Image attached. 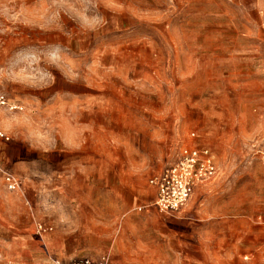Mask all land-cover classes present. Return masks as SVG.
I'll return each instance as SVG.
<instances>
[{
    "label": "rangeland",
    "instance_id": "rangeland-1",
    "mask_svg": "<svg viewBox=\"0 0 264 264\" xmlns=\"http://www.w3.org/2000/svg\"><path fill=\"white\" fill-rule=\"evenodd\" d=\"M0 95L24 107H0V167L20 183L0 180V225L50 232L46 162L96 140L132 157L141 196L127 227L104 232L103 212L100 245L69 264L163 257L165 235L189 242L190 228L148 219L151 179L194 147L219 175L164 216L195 224L207 264L264 258V0H0Z\"/></svg>",
    "mask_w": 264,
    "mask_h": 264
},
{
    "label": "crops",
    "instance_id": "crops-1",
    "mask_svg": "<svg viewBox=\"0 0 264 264\" xmlns=\"http://www.w3.org/2000/svg\"><path fill=\"white\" fill-rule=\"evenodd\" d=\"M100 147V142L95 140L92 151L80 150L73 156L62 155L61 158L58 155L54 157L53 154L46 162V191L51 198H46L45 220L46 225L51 227L48 228L50 232H44L42 235L37 229H33L27 235L25 227L23 228L21 224L0 225V233L5 234L0 264H41L51 259L69 264V258L73 257L77 250L100 245L104 224L103 212H107L110 218V226L104 224L107 226L104 232L111 233L116 222L118 228L127 227L133 201L141 196L135 191L133 178L135 167L132 157L123 155L114 147L111 148L110 154L104 153L100 151ZM204 185L198 186L194 194ZM31 201L34 204L38 203V194ZM148 213L152 215L148 216V219H155V216L160 218L159 226L164 228L178 227L184 230L188 226L191 240L186 242L181 238L174 241L171 240L173 236L165 235L163 257L155 258L149 254V257H144L137 264H207L208 259L199 258L197 254L194 223H188L185 217L180 215L176 217L177 219L170 220L164 216L167 214L161 213L154 206L148 209ZM14 233L17 236L11 237ZM72 233H76L77 236L71 237ZM182 236L185 234L182 233ZM86 238H89L88 243ZM187 245L191 249L189 254L178 251ZM209 248L206 245L207 251ZM228 248L224 251L228 252ZM232 261L237 264H264V258L253 263L241 258ZM222 262L221 264L224 262L228 264L229 260Z\"/></svg>",
    "mask_w": 264,
    "mask_h": 264
},
{
    "label": "built area",
    "instance_id": "built-area-1",
    "mask_svg": "<svg viewBox=\"0 0 264 264\" xmlns=\"http://www.w3.org/2000/svg\"><path fill=\"white\" fill-rule=\"evenodd\" d=\"M0 107L10 111H22L24 107L17 103H10L0 95ZM8 139V138H7ZM219 175V168L214 157L208 149L185 147L180 157L170 166L163 169L151 179L156 193L152 206L163 214L173 215L181 212L191 200L198 186L214 181ZM0 180L9 190H17L19 181L16 177L0 167ZM38 231H44L38 225ZM109 255L100 259L83 258L72 264H109ZM43 264H63L61 261L51 259Z\"/></svg>",
    "mask_w": 264,
    "mask_h": 264
}]
</instances>
